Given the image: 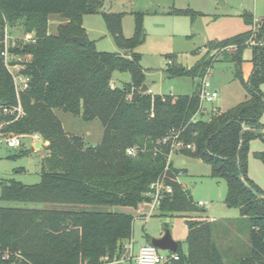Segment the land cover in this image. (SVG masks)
Returning a JSON list of instances; mask_svg holds the SVG:
<instances>
[{
  "label": "trees",
  "instance_id": "obj_1",
  "mask_svg": "<svg viewBox=\"0 0 264 264\" xmlns=\"http://www.w3.org/2000/svg\"><path fill=\"white\" fill-rule=\"evenodd\" d=\"M106 1L0 0V136L38 133L49 142L41 180L35 184L2 181L0 199L82 206H0V264H109L119 259L130 249L135 215L97 207L136 210L152 200L150 185L158 180L172 187L158 214L182 216L188 227L187 252L178 242L179 259L164 264H225L214 221L193 215L200 211L198 202L180 183L181 170L169 160L173 145L179 142L184 143L179 153L208 163L211 176L226 181V201L239 208L246 223L250 251L235 264H264V196L254 195L240 178L242 173L246 183L264 195L248 174L250 142L264 140V17L255 20L245 12L251 29L210 42L206 54L192 67L174 60L166 69L168 77L201 80L217 54L234 63L235 75L247 89L246 99L206 114L199 98L200 82L191 94L141 91L146 70L135 47L143 32L144 13H135L134 36L126 37L124 13L102 11ZM100 11L124 52L98 50L89 38L85 44L74 40L86 33L84 15ZM53 14L65 20L56 34L49 32ZM7 25H20L35 39L15 49L25 56L22 73L30 76L29 87L19 95L1 55ZM252 39L259 43L249 44ZM246 47L252 49L247 80L242 76ZM116 71L129 72L131 81L114 85ZM19 103L23 112L17 117L14 109ZM56 108L84 120L99 119L104 127L101 142L87 144L83 136L66 132ZM243 125L256 131L242 133ZM131 147L136 151L133 155L128 154ZM255 154L264 161V151Z\"/></svg>",
  "mask_w": 264,
  "mask_h": 264
},
{
  "label": "rangeland",
  "instance_id": "obj_2",
  "mask_svg": "<svg viewBox=\"0 0 264 264\" xmlns=\"http://www.w3.org/2000/svg\"><path fill=\"white\" fill-rule=\"evenodd\" d=\"M176 10L183 12H175ZM102 11L124 13L123 33L126 37L134 36L135 13H144L143 32L135 51L142 54L141 64L146 70L145 83L151 86L154 94L179 95L191 94L201 80L187 75L168 77L166 69L169 65L175 60L188 68L192 67L206 54L210 42L225 40L251 29L252 25L246 22L244 13H252L255 20H260L264 17V0H107ZM64 22L65 20L60 15L53 14L49 18V32L56 34L58 26ZM83 25L88 38L95 41L98 50L124 52L116 45L108 31L101 11L85 14ZM6 29L10 40L20 42V44L26 43L23 40L26 33L22 26L7 25ZM217 56L218 59L211 67L208 80L218 91V97L214 103L206 102L205 105L209 108L217 106L221 110H227L245 100L248 92L241 79L235 75L234 63L223 60L218 54ZM251 57L252 49L246 47L243 50L245 61L242 64V76L245 80L251 74ZM129 81H131L129 72H114V85L116 83L117 86H123ZM262 88L264 90V85ZM54 111L69 134L83 136L87 144L96 145L101 142L104 127L99 119L84 120L81 116L65 112L60 108ZM208 116H205V119ZM261 121L264 123V113ZM1 125L0 122V127ZM13 135L15 134L0 136V183L10 179L21 181L24 184L38 183L41 180L40 171L43 159L48 152L44 146L49 142L41 135L37 137L32 134L24 136L22 145L9 147L6 139ZM34 140L43 141V143L36 147L32 145ZM258 151H264V140L255 138L250 142L248 174L264 191V161L256 156L255 153ZM171 161H174L175 166L181 170L178 179L191 193L194 201L205 203L198 205L200 211L193 215L217 220L214 222V235L220 243L225 264H235L238 258L248 255L250 241L245 230L246 223L242 220L239 208L229 206L226 201V181L212 177L211 166L208 163L185 156L178 150L172 153ZM0 206L55 209L82 207L1 199ZM85 207L92 208V206ZM97 208L133 213L135 215L133 241L136 246L146 242V235L162 236L168 230L173 239L181 243L182 250L187 252L188 227L182 216H160L159 207L152 210L146 203L141 204L136 210L123 206ZM224 224L230 227V232H225L228 235L227 240L233 238L235 231L239 233L236 247L232 251L223 242L225 233L220 225ZM131 247L132 245L128 252L119 258L120 261L115 259L109 264H136L134 260L128 258L131 254ZM160 253L166 255L169 251L160 250Z\"/></svg>",
  "mask_w": 264,
  "mask_h": 264
},
{
  "label": "built area",
  "instance_id": "obj_3",
  "mask_svg": "<svg viewBox=\"0 0 264 264\" xmlns=\"http://www.w3.org/2000/svg\"><path fill=\"white\" fill-rule=\"evenodd\" d=\"M23 40H25V42H35V39L32 38L31 34H26ZM257 43L259 42H256L253 39L249 42V44H257ZM22 45L23 44H20V42L10 40L8 36V30L5 29L4 48L1 52V55L3 56L5 66L13 76L17 95H19L20 92L27 89L29 87V82H30V76L22 73L21 71L22 68L24 67L22 62L24 61L25 56H23L22 53L15 51V49L21 48ZM210 73H211V68L207 70L205 76L201 79L200 82L199 98L202 107L205 106L206 102L212 103L218 97V91L213 87L212 83L208 80V76L210 75ZM14 111H17V117L22 114L23 110L20 103L18 104V106H16ZM5 113H7L6 110ZM30 135L32 134H28V135L15 134L6 139L7 145L9 147L20 146L23 144L24 136H30ZM39 135L40 134L38 133L33 134V136H37V137ZM167 140L168 139L166 138L164 142H167ZM183 145H184L183 142H179L177 145H173L172 151L169 155V160H171L172 153L175 150H178ZM187 147L190 148L191 145H187ZM135 152L136 151L134 147L128 148V154L133 155L135 154ZM170 192H172V187L170 185H165L164 182H162L161 180L152 183L150 185V190L148 192V195L151 196L152 200L150 202H147L146 205H149L152 210L159 207L165 194ZM204 204L205 203L202 201L198 202V205H204ZM160 250L161 249L154 246L153 244L147 243L139 248L138 253L133 254L131 252L128 258L134 260L136 264H161L179 259V254L176 253L175 251H169L168 254L163 255L160 253Z\"/></svg>",
  "mask_w": 264,
  "mask_h": 264
},
{
  "label": "water",
  "instance_id": "obj_4",
  "mask_svg": "<svg viewBox=\"0 0 264 264\" xmlns=\"http://www.w3.org/2000/svg\"><path fill=\"white\" fill-rule=\"evenodd\" d=\"M74 40L77 41L80 44H85L87 40V33H85L83 36H76L74 37ZM125 52H128V50H125ZM149 90V87L146 83L143 84L141 91L146 92ZM244 130L242 133L246 130H253L256 131V129H252L251 127L247 125H243ZM264 132V129L262 130ZM43 143V141H39L35 146H39ZM240 178L242 182L252 191V193L256 196H264L263 194H260L254 187L250 186L246 181L243 179L242 173H240ZM151 244L158 247L161 250H168V251H176L178 248V242L175 241L170 233V231H166L162 236L160 237H153L151 238Z\"/></svg>",
  "mask_w": 264,
  "mask_h": 264
},
{
  "label": "crops",
  "instance_id": "obj_5",
  "mask_svg": "<svg viewBox=\"0 0 264 264\" xmlns=\"http://www.w3.org/2000/svg\"><path fill=\"white\" fill-rule=\"evenodd\" d=\"M87 38H88V35H87ZM251 71H252V69H251ZM115 85H116V83H115ZM148 85V84H147ZM148 87H149V92H151V93H153V91H152V89H151V86L150 85H148ZM214 103V102H213ZM218 109H220L219 107H214V106H212V108H209L208 106H204V111L206 112V114H210L211 113V111L212 110H218ZM221 110V109H220ZM205 114V115H206ZM39 141L38 140H34L32 143V145H36L37 143H38ZM45 147V149H47V145H45L44 146ZM184 162H185V160H184ZM173 163V165L175 166V163H174V161L172 162ZM176 167V166H175ZM141 205V204H140ZM210 220H212V221H217L216 219H214V218H210ZM221 226V229L224 231V233L225 232H230V227L229 226H226L225 224L222 226V225H220ZM237 230V229H236ZM151 237V238H153L154 236H151V235H146V242H144V243H141V244H137V246H136V244H135V241H133V239H132V242H131V244L129 245V247L132 245V247H131V252L133 253V254H136V253H138V251H139V248L142 246V245H144V244H147V243H151V238H149V237ZM227 233H225V235H224V244L227 246V247H229L230 248V250L232 251V250H234L235 248L234 247H236V240L239 238V233H238V231H235V233H234V235H233V238H231V239H226L227 238ZM155 237H160V236H155ZM218 245H219V247H220V243H218ZM136 246V247H135ZM136 249H135V248ZM246 247H248L247 246V244H246ZM220 249H221V247H220ZM222 251V250H221Z\"/></svg>",
  "mask_w": 264,
  "mask_h": 264
}]
</instances>
